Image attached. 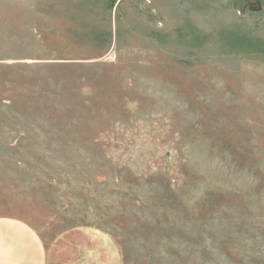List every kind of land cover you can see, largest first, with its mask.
I'll use <instances>...</instances> for the list:
<instances>
[{
    "label": "rangeland",
    "instance_id": "rangeland-1",
    "mask_svg": "<svg viewBox=\"0 0 264 264\" xmlns=\"http://www.w3.org/2000/svg\"><path fill=\"white\" fill-rule=\"evenodd\" d=\"M0 217L48 264H264V0H0Z\"/></svg>",
    "mask_w": 264,
    "mask_h": 264
},
{
    "label": "crops",
    "instance_id": "crops-1",
    "mask_svg": "<svg viewBox=\"0 0 264 264\" xmlns=\"http://www.w3.org/2000/svg\"><path fill=\"white\" fill-rule=\"evenodd\" d=\"M0 264H48L43 239L26 221L0 217Z\"/></svg>",
    "mask_w": 264,
    "mask_h": 264
}]
</instances>
